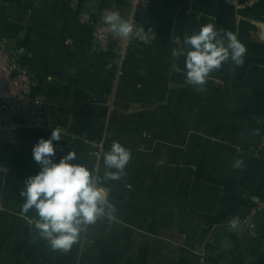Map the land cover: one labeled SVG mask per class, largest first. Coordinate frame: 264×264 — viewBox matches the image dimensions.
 <instances>
[{
	"label": "crops",
	"instance_id": "1",
	"mask_svg": "<svg viewBox=\"0 0 264 264\" xmlns=\"http://www.w3.org/2000/svg\"><path fill=\"white\" fill-rule=\"evenodd\" d=\"M131 0H79L99 20ZM155 38L92 50L93 28L70 0H0V42L32 73L41 124L3 113L0 132V264H264V210L256 236L241 219L264 206V0H149L136 14ZM212 22L245 45L242 66L225 63L202 91L184 79L183 37ZM60 128L56 160L68 151L95 168L114 218L101 217L72 248L53 251L21 211L24 180L39 171L32 148ZM113 141L131 160L103 181ZM102 144L99 157L95 155ZM240 159V168L233 167Z\"/></svg>",
	"mask_w": 264,
	"mask_h": 264
},
{
	"label": "clouds",
	"instance_id": "2",
	"mask_svg": "<svg viewBox=\"0 0 264 264\" xmlns=\"http://www.w3.org/2000/svg\"><path fill=\"white\" fill-rule=\"evenodd\" d=\"M108 30L120 38L134 35L133 25L123 20L116 11H106L102 16ZM245 45L230 31L217 29L212 22L201 25L183 37L182 46L173 50V56L183 57L184 79L196 91H202L211 74L225 63L242 66ZM62 138L60 128H54L48 138H39L33 145L32 157L39 171L24 180L20 195L24 198L21 211L35 210L33 223L39 236L53 251H69L83 231L101 217L114 218L115 206L109 199L98 171L78 162L77 153L68 151L56 160V143ZM107 171L103 181L119 180L131 160L130 150L113 141L103 153ZM237 159L233 167L240 168Z\"/></svg>",
	"mask_w": 264,
	"mask_h": 264
},
{
	"label": "built area",
	"instance_id": "3",
	"mask_svg": "<svg viewBox=\"0 0 264 264\" xmlns=\"http://www.w3.org/2000/svg\"><path fill=\"white\" fill-rule=\"evenodd\" d=\"M70 4L77 10L79 22L92 26V50L94 51H106L112 45L122 59L133 40L147 44L155 38V33L151 29L142 30L136 20V14L148 6L149 0H131L128 13H124L116 5H111L104 10L103 14L106 11L118 12L123 20L133 25L134 35L130 38L115 36L103 23V14L99 20H94L91 12L79 8V0H70ZM32 88L33 80L29 66L20 61L17 52L7 50L0 42V132L15 130L19 126L4 120L3 113L5 112L22 115L27 124L34 126L41 124L42 101L32 93ZM101 151L102 144H98L95 155L99 157ZM261 210H264V206L254 205L245 212L241 219L244 230L249 236L257 235L255 225Z\"/></svg>",
	"mask_w": 264,
	"mask_h": 264
},
{
	"label": "water",
	"instance_id": "4",
	"mask_svg": "<svg viewBox=\"0 0 264 264\" xmlns=\"http://www.w3.org/2000/svg\"><path fill=\"white\" fill-rule=\"evenodd\" d=\"M261 25V28L264 30V23L260 24Z\"/></svg>",
	"mask_w": 264,
	"mask_h": 264
}]
</instances>
